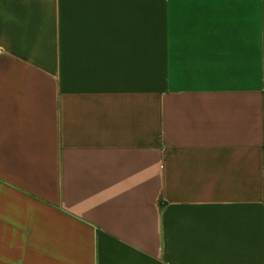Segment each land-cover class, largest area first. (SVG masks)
Segmentation results:
<instances>
[{
    "label": "crops",
    "instance_id": "crops-1",
    "mask_svg": "<svg viewBox=\"0 0 264 264\" xmlns=\"http://www.w3.org/2000/svg\"><path fill=\"white\" fill-rule=\"evenodd\" d=\"M0 264H264V0H0Z\"/></svg>",
    "mask_w": 264,
    "mask_h": 264
}]
</instances>
